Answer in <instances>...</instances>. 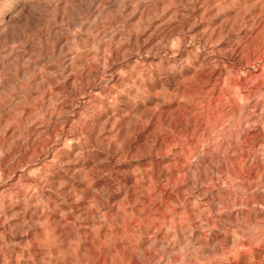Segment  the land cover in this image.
Instances as JSON below:
<instances>
[{
    "label": "rangeland",
    "instance_id": "obj_1",
    "mask_svg": "<svg viewBox=\"0 0 264 264\" xmlns=\"http://www.w3.org/2000/svg\"><path fill=\"white\" fill-rule=\"evenodd\" d=\"M1 44L24 85L57 76L74 132L0 199L1 264H264V0H0ZM88 52L90 95L66 69Z\"/></svg>",
    "mask_w": 264,
    "mask_h": 264
},
{
    "label": "bare ground",
    "instance_id": "obj_2",
    "mask_svg": "<svg viewBox=\"0 0 264 264\" xmlns=\"http://www.w3.org/2000/svg\"><path fill=\"white\" fill-rule=\"evenodd\" d=\"M24 19H25V17H24ZM31 30L32 29L29 27H26V29L24 28V30H22V32H20L18 34V36L16 37V41L24 38L26 35L28 36V34L30 33ZM136 36H137V34L135 35V37ZM149 38L150 37H148V39ZM13 39H14V37H13ZM146 41H147V39H146ZM144 42H145V39L142 40L143 44H144ZM60 48H62V47H60ZM0 49H2V50L4 49L3 44L0 45ZM66 53H68V52H66ZM119 54H120L119 50L114 49V55L118 56ZM9 55H11V54L9 53ZM9 55L8 54L7 55H1L0 54V88L3 90L0 93V95H4L5 93H8V95L12 96V98L9 96L4 101L0 102V129L3 132V133H0V183L7 182L6 184H4V185H7L6 188L4 189V191L0 190V199L4 195V192L9 193L10 191L14 190V188L18 185L19 181H26L29 184L34 181V178L29 176V174L25 170L29 169V162L30 161H32V160L34 161L39 157H42L40 159V166H42V167L45 166L46 160L44 157H45L46 152L48 150L53 152L55 149H57L56 146L52 145L53 144L52 142H57V141L59 142L60 141L62 143L66 140L69 141V140L73 139V137H74V132L72 130V126H73L72 122L73 121L71 120V118L66 116V110H68L70 108V106L72 105L71 104L72 102L70 101L71 99H69V98H67V100L64 101L63 98L58 96V94L54 93V91L60 92L61 82L57 81V78H56L57 76L56 77L54 76L55 78H53L51 76L52 75L51 74L50 75L51 77H48V76H46L47 72H44V71L42 73H38V74H33L34 72H32L31 74H28V79L30 80L29 85H24V83L21 81V79H20L21 77L19 75L20 74L25 75L26 73H28V70L20 68V69H15L14 71H11V69H12L11 65H13L17 61V57H14V58H12V61H9V59H8ZM77 57H78V55H77ZM93 58H94L93 52H91V53L88 52L87 54L84 55V57L80 58L81 60L77 61V59H76L75 61H77V62L73 63L74 59H70L68 66L66 65L67 66L66 69L70 71V74L68 77L72 79V84L76 82L77 78H80L82 80V83L80 84V86H81L80 87L81 88L80 93H85V92L87 93V91H89L88 94L90 95V91H91L90 86L91 85L93 86V84H94L95 77H96V69L91 68V66L89 65L88 62H86V60L92 61ZM7 60H8V62H7ZM52 61H54V60H52ZM65 63H66V61H65ZM76 64L78 65V67H75ZM46 67H48V66H46ZM56 73L58 75V78H62V76L60 74H58L57 71H56ZM112 75H114V74H112ZM7 76H9V77H7ZM121 77H123V76H121ZM118 78L115 81H118ZM127 82L130 83V77L127 78ZM123 83L124 82L120 81L117 84L122 86V85H124ZM50 84L52 85V87L49 86ZM31 85H35V86L32 87ZM166 87H168V86H166ZM22 88H25V90L27 91V98H29V99L26 98V99L22 100L23 96L20 94ZM13 89H16L17 91L13 92L12 91ZM37 95L41 96V100L38 102V107L33 108L29 105V103L27 101L32 100V98H35L33 96H37ZM53 96L55 98H53ZM52 102L55 103V107H53V108H51ZM123 104H124L125 108L131 109V104H130L129 99H126V100L124 99ZM38 109H41L43 111V115H44L45 120H40V118H37L34 116V113ZM14 111L16 112V115L18 116L17 120H12V115L14 114ZM69 122H70V124H69ZM115 122H117L116 118L113 115H111L110 117L106 118L105 121H102V125H105L108 123L113 125ZM24 124H27L28 128L26 131L20 133V126L24 125ZM143 125L144 124H140L138 127L142 128ZM173 127L175 129L179 128V122L174 121ZM103 129H105V128H103ZM90 130L96 131L98 133V131L101 130V125H97V123H94ZM180 131H182V130H180ZM106 133L110 134L111 129H109V131H106ZM18 134H22L21 138L18 139L15 143H12V142L10 143L9 140L16 137ZM144 136H145V134H143V137ZM11 141H13V140H11ZM56 151H58V150H56ZM65 158H67V157L62 156V158H61L63 168L68 167V164L65 163V160H64ZM59 183H60V180H59ZM62 189H64V188L62 187ZM3 219H4V217H3ZM52 222H53V220H52ZM55 225H57V223ZM0 228L1 229L5 228L4 222H2V221H0ZM40 228H41L40 224H28V227H27V229H30L32 231V233L36 232L39 234L42 233V230ZM64 235H66V233H64L63 228H62V229H60V231H58V236L62 237V239H63L60 241H65L66 237H64ZM32 249L35 253L34 254L35 257H39V258L38 259L35 258L37 262L36 263L31 262V264H42V258H43V256H45L44 254L46 252L44 251V249L42 247L38 248L37 246H34ZM13 251L14 250H12V252ZM0 252H1V247H0ZM260 253H261L260 251L257 252V254H260ZM16 260H14V261H16ZM3 261H4L3 258L0 256V264Z\"/></svg>",
    "mask_w": 264,
    "mask_h": 264
}]
</instances>
